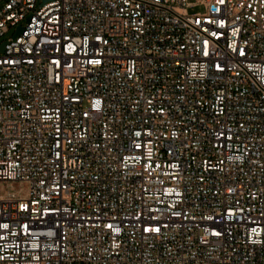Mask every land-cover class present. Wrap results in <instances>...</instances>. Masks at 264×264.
Masks as SVG:
<instances>
[{"label":"built area","instance_id":"1","mask_svg":"<svg viewBox=\"0 0 264 264\" xmlns=\"http://www.w3.org/2000/svg\"><path fill=\"white\" fill-rule=\"evenodd\" d=\"M43 1L0 9V264H264V0Z\"/></svg>","mask_w":264,"mask_h":264},{"label":"rangeland","instance_id":"2","mask_svg":"<svg viewBox=\"0 0 264 264\" xmlns=\"http://www.w3.org/2000/svg\"><path fill=\"white\" fill-rule=\"evenodd\" d=\"M6 0H0V9ZM191 3H195L194 0H190ZM205 9L203 6L196 5L188 10L190 15L202 14ZM14 34V30H10L2 39L1 42H6ZM9 193H15L20 198H26L28 195V188L24 183L19 182H5L0 181V199L6 198Z\"/></svg>","mask_w":264,"mask_h":264},{"label":"water","instance_id":"3","mask_svg":"<svg viewBox=\"0 0 264 264\" xmlns=\"http://www.w3.org/2000/svg\"><path fill=\"white\" fill-rule=\"evenodd\" d=\"M43 2H46V0H44ZM22 33H23V28L19 27L17 29V35L22 34ZM3 50H4V45L0 46V52H3Z\"/></svg>","mask_w":264,"mask_h":264}]
</instances>
